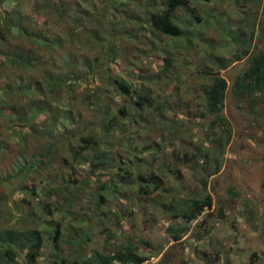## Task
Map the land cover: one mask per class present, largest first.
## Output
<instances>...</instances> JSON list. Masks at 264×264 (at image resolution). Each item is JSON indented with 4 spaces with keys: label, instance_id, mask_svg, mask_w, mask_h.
<instances>
[{
    "label": "rangeland",
    "instance_id": "1",
    "mask_svg": "<svg viewBox=\"0 0 264 264\" xmlns=\"http://www.w3.org/2000/svg\"><path fill=\"white\" fill-rule=\"evenodd\" d=\"M167 1L148 0V4L155 5V8H164ZM188 1L190 7L182 6L175 13V22L185 34L180 38H166L156 33L146 35V32L136 29L138 26H135L132 20L124 21L128 19L124 15L129 13L122 11V13H113L112 11L111 16L107 17L111 22H105L107 25L104 26L105 30H110L111 35H101L104 39L103 43H106L105 49L97 47V50L90 45L87 46L91 55L93 53L90 50L100 51L101 58L103 57L101 52H107V42H110L117 51H128L129 58L137 61L138 65L122 68L120 66L122 62L117 61L116 69L119 75L126 74V77L134 83L133 96L138 98V93L144 89L149 91L153 98L164 102V111L170 116V120L161 125L159 130L150 133L151 140L159 142L157 147L159 151L149 149L143 154L146 159L144 170L149 173L154 172L162 179L164 186L156 189L152 195H146L140 192L138 180L133 183L123 184L122 182L120 185L124 187L123 197L125 199H116L111 195L109 202L97 207L101 203L100 197L92 198L91 194H97L98 177L105 180L108 174L105 175V172L97 170L87 177L95 151L92 153L90 150L79 154L77 163L81 170L78 174L69 169L64 170L66 166L61 163V158L68 154V150L63 149L68 146L62 145L63 140L70 135H77L80 130H83V133L94 134L98 139L103 126L106 127L108 118L112 117L110 115L101 119L94 109L85 111L78 105L80 101L76 104L69 101V96L75 95L76 91L96 92L98 95L107 97L100 89H97L101 81L91 84L85 79V74L90 72V69L86 67L81 72V77H79L81 80L77 82L76 89L70 93L65 92L59 99L58 104H61L65 110H62L59 124L53 130L55 135L42 139L41 144L38 140L31 138H28V143L24 144L26 146L24 150L33 152L54 147L56 144L58 151L56 156L61 157L55 158L57 164L53 166V169L57 171L49 174L43 172L41 175L38 174L41 169H38L30 177H34L37 184L44 177L51 182L48 188L43 191L42 195H34L31 193L32 187L31 189L27 187L32 182H24L22 176L0 185V195L7 197L8 202L1 207L0 228L13 227L24 231L48 230L44 235V247L38 264H52L51 256H55V260L59 258L51 238L56 224L61 223L63 217L59 216L63 210L61 207H65V203L68 204L67 199L70 194L72 196L76 194L77 203L72 210L76 212L77 220H84V224L79 225L70 220L64 222L66 224L63 226L64 230L70 228L69 224L78 226L75 232L64 233L61 237V248L63 249L61 250L66 254L73 251L75 240H79L83 235L81 228L87 224L89 226L88 235L92 239L87 247L89 255L93 249L103 252L104 249H112L122 240L130 239L137 244L147 242L152 245L153 250L148 249L147 246L141 249L144 255L157 252L159 247H163V253L168 252L164 264H181V258L187 259L191 264H204L203 259L197 255L195 246L187 244L184 249L182 243L177 244L172 240V237L166 233V229L170 225L185 224L184 219L174 218V214L178 212L177 209L188 207L191 199L196 196L203 198L211 194L214 198V206L211 210H207L205 215H211L213 218L204 223L198 231L192 229L190 234L184 238L186 242L190 243L191 238L196 235L200 238L198 239L200 240L199 249L209 248L222 251L224 260L221 264L224 262L225 264H264V94L252 107L250 100L239 102L231 92L233 80L249 65L248 59L242 57V50L247 47L241 43L242 40L234 42L232 46L228 43L222 46L226 40L224 37L227 35L219 23H226L225 26H229L230 31L233 28L230 26L235 25V20L238 24L240 19L237 15L235 0ZM93 2L101 1L93 0ZM240 2V4L247 5L259 3L260 19L264 21V16L260 14L264 12V0H240ZM139 5L140 8L137 11H140L141 7L144 10L147 9V4L142 2ZM0 6L5 8L3 5ZM192 8L197 9V16L199 15L200 18H205L206 15L202 23H198L197 16L192 13ZM148 9L153 10L150 6ZM221 16L225 19L220 21ZM243 18L239 23L246 26L247 36L255 26L256 38L251 44L250 42L247 44L251 45L252 54L256 55L259 50L264 51V33L261 26L257 27L253 23L251 17ZM44 22L45 20H41L37 26L39 28L51 26L50 24L45 25ZM72 23L71 19H68L66 26ZM111 27L114 30H111ZM50 29L61 31L54 25ZM188 34H191V37L196 34L197 39L188 40L186 38ZM199 35L203 39L215 42L216 47L212 52L206 43L198 39ZM244 39L248 42V37ZM82 43H85L84 40ZM233 57L234 59L230 60ZM237 57H241L242 60L236 62ZM166 58H171L174 63L168 72L164 70ZM208 68L215 71L220 70L221 76L229 84L222 114L230 122L231 135L221 153H215L218 151L212 149V143L220 136L218 127L211 126V121L216 116H208L204 112L205 109L201 108V104L205 103V91L211 83ZM171 83L175 84L174 87L167 85ZM124 100L116 96L111 102L114 114L121 101L125 102ZM185 104L186 106H183ZM172 107L175 108L174 112L170 110ZM176 110L185 113L187 118L178 116L175 113ZM34 115V112L28 114L30 119H35ZM147 117L150 118L148 115ZM170 124H175V127H171ZM137 127L139 130L143 129L142 125H135L132 129L135 130ZM56 136L62 137L56 138ZM118 137V133H115L113 142ZM18 139V136H14L11 142L15 143ZM100 142H102L101 139ZM73 144L74 142L72 146L75 147ZM173 152L179 154L180 157L184 154L192 155V164L177 163ZM1 154L0 152V167L8 171L5 164L9 163L10 157L5 156L6 160L3 161ZM41 156V154L34 158L20 156L15 160L19 168L27 164L30 170H35L39 166ZM213 159L214 161L220 159L221 167L217 173L214 171L215 164L211 166ZM85 168L87 169L82 170ZM69 177L79 181L77 184L79 192H72L73 186L65 181ZM82 178L86 182H83ZM203 178L207 179L206 184L202 182ZM119 181L120 179L117 178V183ZM231 188L236 193L235 197L229 195ZM37 189L41 191L39 187ZM24 199L27 201H23ZM227 200L230 203L225 208L226 219L219 223L217 216L213 214H217V205L219 203L225 205ZM20 206L24 207L22 212L24 220H19L17 216L19 211L16 207ZM9 208H13L15 216ZM48 210L51 212L59 210L60 213L55 212L56 214L50 216L47 213ZM69 235H75V239L70 238ZM25 253L26 251L23 254ZM158 259L160 258H153L146 264H158ZM18 262V264H24L21 258Z\"/></svg>",
    "mask_w": 264,
    "mask_h": 264
},
{
    "label": "trees",
    "instance_id": "2",
    "mask_svg": "<svg viewBox=\"0 0 264 264\" xmlns=\"http://www.w3.org/2000/svg\"><path fill=\"white\" fill-rule=\"evenodd\" d=\"M100 1L94 3L93 0H33V2L31 0H0V5L5 7L3 9L0 6V152L3 161L6 160L5 156L10 157L9 163L5 164L8 171L2 170L0 167V185L22 176L24 182H32L27 187L30 189L32 187L31 193L34 195H42L43 191L48 188L51 182L44 177L39 184L34 181V177H30L38 169H41L38 174L57 171L53 169V166L57 164V157H60L56 156L58 152L56 144L54 147H47V149L35 152L24 150L26 148L24 144L28 143V138L38 140V143L41 144L42 139L55 135L53 130L59 124L62 110H65L61 104H58L59 99L65 92L70 93L76 89L77 82L81 80L79 78L81 72L86 67L90 69V72L85 74V79L91 84L101 81V85L97 89H100L107 97L98 95L96 92L76 91L75 95L69 96V101L74 104L80 101L78 105L85 111L94 109L101 119L110 115L112 117L108 118L106 127L103 126L98 139L94 134L83 133V130H80L77 135H70L63 140L62 145L68 146L63 148L68 150V154L60 157L61 163L66 166L64 170L69 169L78 174V171L81 170L77 163L79 154L90 150L92 153L95 151L87 177L93 175L97 170L105 172V175L108 174V178L105 180L98 177L97 194H91L92 198L100 197L101 203L97 207L109 202L111 195L116 199L124 200V187L120 185L122 182L123 184L133 183L138 180L140 192L146 195H152L156 189L164 186L159 176L154 172L149 173L144 170L146 159L143 156L149 149L159 151L157 149L159 142L152 141L150 133L159 130L161 125L170 120V116L166 115L164 111V102L153 98L151 93L144 89L140 90L138 98L133 96L134 83L126 77V74L119 75L116 69L117 61L122 62V65L120 64L122 68L138 65L137 61L129 58L128 51L120 50L122 52L120 53L112 47L110 42H107V52H101L103 54L101 58L100 51L90 50L93 53L91 55L87 46L105 49L106 43H103L104 39L101 35H111L110 30H105L104 26L107 25L105 22H111L107 17L111 16L112 11L113 13H129L124 15L125 18H128L124 21L132 20L135 26H138L136 29L146 32V35L156 33L166 36V38H180L185 34L175 22V13L182 6L190 7V2L188 0H168L164 8H155V5L148 4V0ZM142 2L147 4V9L144 10L141 7V10L137 11ZM235 3L237 15L240 16L239 21L243 17V19L251 17L253 23L257 27L261 26L264 33V21L260 19L259 3L256 5L254 3L240 4V0H235ZM148 6L153 10H149ZM192 13L197 16V9L192 8ZM260 14L264 16V12ZM205 18H200L198 15V23H202ZM68 19H71L73 23L66 26ZM222 19L225 18L221 16L219 20ZM41 20H45V25H54L61 31H53L50 29L51 26L45 25H43L45 27L39 28L37 24ZM239 21L236 24L235 20V25L230 26L233 27L230 31L229 26H225L226 23H219L227 35L224 37L226 40L222 46L227 43L232 46L234 42L240 40L244 46L247 45L242 50V57L248 59L249 65L233 80L231 92L239 102L250 100L253 107L258 103L260 96L264 94V51L259 50L256 55L252 54L251 45L247 43L251 44L256 38L255 26L247 36L246 26H242ZM211 22L214 25L212 18ZM110 29L114 30L113 27ZM245 37H248V42L245 41ZM186 38L195 41L197 35L191 37V34H188ZM198 39L208 45L210 52L216 47L215 42L209 39H203L200 35ZM82 40L85 43H82ZM233 59L234 57L230 60ZM240 60L242 58L237 57L236 62ZM173 66L172 59L166 58L164 70L168 72ZM208 73L211 75V83L205 91V103L201 104V108L205 109L204 112L208 116H216L212 119L211 126L218 127L220 136L212 143V149L218 151L215 153H221L228 144L231 135L230 122L222 114L229 84L221 76L220 70L215 71L208 68ZM167 85L174 87L175 84ZM116 96L121 100L125 99V102L121 101L116 114H114L111 102ZM170 110L174 112L175 108L172 107ZM31 112H34L35 119H30L31 117L28 116ZM175 113L178 116L181 115V118H187L183 112L176 110ZM135 125H142L143 129L139 130L137 127L133 130L132 127ZM170 126L175 127V124H170ZM79 127L81 128L80 124ZM115 133H118L119 137L113 142ZM14 136H18L19 139L12 143L11 140ZM61 137L56 136V138ZM73 142L75 147L72 146ZM40 154L42 156L39 166L35 170H30L27 164L19 168L15 160L20 156L34 158ZM173 154L177 163L192 164V155L184 154L180 157L176 152ZM213 163L216 166L214 171L217 173L221 167L220 159H216V161L213 159L211 166ZM180 167L182 168V166ZM117 178L120 179L119 183H117ZM65 181L73 186L72 192H79L77 187L79 181L72 180L71 177ZM82 181L86 182L83 178ZM202 182L206 184L207 179L203 178ZM38 187L41 191L37 189ZM139 194L138 196H141ZM229 195L235 197L236 193L233 188L229 190ZM75 196L76 194L73 196L70 194L67 199L68 204L63 200L65 207H61L63 209L61 213L59 210L58 212L55 210L47 212L50 216L55 212L60 213L59 216H63L61 223L56 224L51 238L56 253L59 255L56 260L55 256H51L52 264H146L153 258H160L158 264L165 263L168 252L163 253V247H159L157 252L144 255L141 253V249L147 246L148 249L153 250L152 245L147 242L137 244L130 239L122 240L112 249H104L103 252L93 249L89 255L87 247L92 239L88 235L89 226L87 224L81 228L83 235L79 240H75L73 251L66 254L61 248V237L64 233L75 232L78 226L69 224L70 228L64 230L63 226L66 225L64 222L70 220L79 225L84 224V220H77L76 212L72 210V207L77 203ZM6 198L0 195V211L2 205L8 203ZM229 203L227 200L225 205L220 203L217 205V214L213 215L217 216L219 223L225 221V208ZM213 206L214 198L211 194H207L203 198L196 196L191 199V204L188 207L177 209L178 212L174 214V218L184 219L185 224L170 225L166 229V233L172 237V240L177 244L182 243L184 249L187 244L195 246V251L203 259L204 264H221L224 260L223 252L209 248L199 249L200 240L198 239L200 238L196 235L191 238L190 243L186 242L184 238L190 234L192 229L198 231L204 223L213 218L211 215H205L206 211L211 210ZM16 209L19 211L18 219L24 220L22 215L24 207L20 206ZM9 210L15 216L13 208H9ZM47 231L38 229L24 231L16 230L13 227L0 228V264H18L19 258L24 264H38L44 247V235L47 234ZM69 237L75 239V235H69ZM181 264H191V262L181 258Z\"/></svg>",
    "mask_w": 264,
    "mask_h": 264
},
{
    "label": "clouds",
    "instance_id": "3",
    "mask_svg": "<svg viewBox=\"0 0 264 264\" xmlns=\"http://www.w3.org/2000/svg\"><path fill=\"white\" fill-rule=\"evenodd\" d=\"M158 262V261H157Z\"/></svg>",
    "mask_w": 264,
    "mask_h": 264
}]
</instances>
